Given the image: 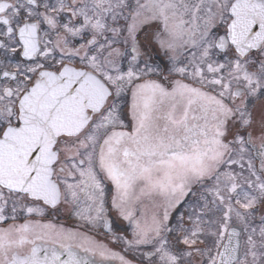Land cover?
<instances>
[{
	"label": "snow or ice",
	"instance_id": "snow-or-ice-1",
	"mask_svg": "<svg viewBox=\"0 0 264 264\" xmlns=\"http://www.w3.org/2000/svg\"><path fill=\"white\" fill-rule=\"evenodd\" d=\"M0 264H264V0H0Z\"/></svg>",
	"mask_w": 264,
	"mask_h": 264
}]
</instances>
